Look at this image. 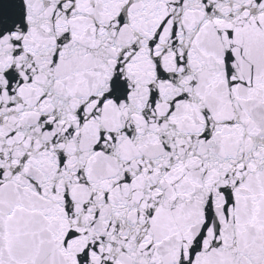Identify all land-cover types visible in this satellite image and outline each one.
<instances>
[{"label":"snow or ice","instance_id":"6c2138e0","mask_svg":"<svg viewBox=\"0 0 264 264\" xmlns=\"http://www.w3.org/2000/svg\"><path fill=\"white\" fill-rule=\"evenodd\" d=\"M0 264H264V0H0Z\"/></svg>","mask_w":264,"mask_h":264}]
</instances>
